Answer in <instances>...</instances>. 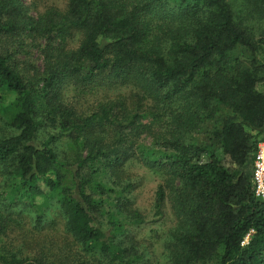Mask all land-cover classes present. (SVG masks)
Instances as JSON below:
<instances>
[{"label":"trees","instance_id":"obj_1","mask_svg":"<svg viewBox=\"0 0 264 264\" xmlns=\"http://www.w3.org/2000/svg\"><path fill=\"white\" fill-rule=\"evenodd\" d=\"M24 32L52 47L31 78L3 47ZM221 111L216 147L193 143ZM262 141L264 0H66L37 16L0 0V174L45 198L34 225L50 207L80 254L47 241V254L0 252V264H145L129 230L147 222L126 173L133 158L161 177L152 218L165 203L174 217L157 264H264L251 178ZM11 215H0L3 236Z\"/></svg>","mask_w":264,"mask_h":264},{"label":"rangeland","instance_id":"obj_2","mask_svg":"<svg viewBox=\"0 0 264 264\" xmlns=\"http://www.w3.org/2000/svg\"><path fill=\"white\" fill-rule=\"evenodd\" d=\"M22 2L29 7L31 16H37L52 7L62 10L66 4V0H22ZM3 45L4 51L15 58L18 62V69L26 78L34 77L37 72H42L45 57L48 56L52 48L44 40L35 38L26 32L5 38ZM92 103L93 101L89 100L84 105L87 107ZM150 112L151 110L148 108L143 109L142 123L152 125L153 133H158L161 118L157 116L155 119V116L151 115ZM224 115L225 111H221L215 121L203 123L188 137L197 145L207 146L211 144L212 149H214L216 142L213 140V133L220 129ZM136 140L141 145L149 146L152 144L151 135L141 134ZM259 146L264 148V141ZM150 147L155 149L156 154L162 155L161 151H157L160 149L158 146L152 145ZM216 153L220 154L218 149ZM126 173L136 182L132 194L135 208L142 213L147 221L142 225L130 227V234L138 242V250L145 254L144 263L157 264L162 252V239L167 230L174 224V217L168 203L164 205L162 218L159 220L152 218L155 191L161 183V177L134 158L126 165ZM68 182L69 179L66 178L65 183L68 184ZM18 186L17 180L3 177L0 174V215L2 212L5 214L8 212L14 218V222L10 224L6 235L0 234V252L20 251L21 254L28 255L47 254V249L41 244L50 241V243H54L51 251H57L60 247L66 249L65 246H68L78 261L80 257L78 249L70 243V239L63 232L60 220L55 219L54 212L50 207L46 210L47 214L41 226L34 225V220H32L34 210L43 211L45 198H37L32 201L30 196L26 195ZM82 260L89 262L87 257L82 258Z\"/></svg>","mask_w":264,"mask_h":264},{"label":"built area","instance_id":"obj_3","mask_svg":"<svg viewBox=\"0 0 264 264\" xmlns=\"http://www.w3.org/2000/svg\"><path fill=\"white\" fill-rule=\"evenodd\" d=\"M251 178L255 198L264 201V148L260 146L253 161Z\"/></svg>","mask_w":264,"mask_h":264}]
</instances>
